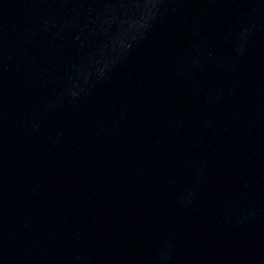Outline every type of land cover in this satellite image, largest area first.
I'll return each mask as SVG.
<instances>
[{
    "label": "water",
    "instance_id": "obj_1",
    "mask_svg": "<svg viewBox=\"0 0 264 264\" xmlns=\"http://www.w3.org/2000/svg\"><path fill=\"white\" fill-rule=\"evenodd\" d=\"M261 264H264V261Z\"/></svg>",
    "mask_w": 264,
    "mask_h": 264
}]
</instances>
